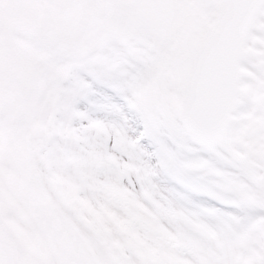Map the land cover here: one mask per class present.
I'll return each mask as SVG.
<instances>
[{"label":"snow or ice","instance_id":"6c2138e0","mask_svg":"<svg viewBox=\"0 0 264 264\" xmlns=\"http://www.w3.org/2000/svg\"><path fill=\"white\" fill-rule=\"evenodd\" d=\"M247 2L264 12V0ZM52 47L72 63L71 110L122 137L136 169L123 183L137 207L112 210L142 247L114 230L118 247L74 264H264V58L244 92L199 61L141 54L134 38Z\"/></svg>","mask_w":264,"mask_h":264},{"label":"rangeland","instance_id":"374dc122","mask_svg":"<svg viewBox=\"0 0 264 264\" xmlns=\"http://www.w3.org/2000/svg\"><path fill=\"white\" fill-rule=\"evenodd\" d=\"M50 1L54 0L47 2ZM168 2L166 8L155 7L154 3L145 6L140 0H122L115 4L110 2L105 9L91 16L72 9L58 13L47 10L40 22L37 7L31 1L0 0V25L20 32L26 30L27 34L32 29L37 30L36 37H40L44 44L42 66L47 78L58 70L60 64L66 66L67 72L72 67L71 61L61 62L55 58L53 44L57 45L60 53L67 52L71 55L86 46L124 44L134 38L140 45L137 51L141 54H147V49L158 56L175 58L183 50L181 58L190 60L195 44L217 20L219 2ZM68 3V0H62L61 4ZM172 4L175 5L173 9ZM150 13L155 19H146ZM167 34L168 45L162 50L160 43ZM1 44L0 33V71L4 58ZM261 53L264 54V12L259 11L253 17L244 39L245 57L240 82V89L244 92L249 91L246 81L255 76L253 69L259 70ZM70 71L63 75L60 85L50 86L49 133H36L39 145L37 148L31 147V156H35L34 162L41 171L36 172L27 164L26 172H23V161L18 158L10 159L9 163L19 180L40 179L47 186L50 185L57 194L55 200L65 205L69 215L81 223L85 235L92 243L95 259H99L112 248L118 247L119 242L113 239L114 230L127 233L130 245L142 247L135 233L112 210L115 206L125 210L137 207L130 190L131 181L129 180L127 187L123 183L135 174L136 169L126 158H121L125 149L122 137L100 122L89 123L86 118L82 122L71 110L67 102ZM30 110L28 105H22L14 115L31 116ZM0 177V210L18 263L59 264L51 243L6 182L1 170ZM63 229L67 230L63 226L62 232Z\"/></svg>","mask_w":264,"mask_h":264},{"label":"bare ground","instance_id":"6f19581e","mask_svg":"<svg viewBox=\"0 0 264 264\" xmlns=\"http://www.w3.org/2000/svg\"><path fill=\"white\" fill-rule=\"evenodd\" d=\"M29 1L37 7L40 22L43 21L47 10L58 13L72 9L74 12L91 16L105 9L110 3L109 0H104L94 5L87 0H68V4L62 5V0ZM215 2L218 4V0ZM168 3L167 0L164 3H154V6L166 8ZM152 4L144 3L145 6ZM174 6L172 4L171 8L173 9ZM0 33L1 53L4 56L0 71V155H3V158H0V166L3 175L51 243L59 264L96 260L89 237L80 232L70 220L68 225L71 234L69 231L65 234L59 228L57 220H64L67 214L52 201L45 183L40 179L19 180L9 163L10 159L18 158L23 161V172H26L27 164L36 172L41 171L30 155L31 147L36 145L35 140L29 137L26 130H38L43 135L49 133V89L51 85L61 83L62 76L66 73V66L60 64L59 72L57 70L47 78L43 73L44 44L40 37L31 38L17 29L12 30L3 25H0ZM168 36L167 34L162 38L160 43L162 50L168 45ZM180 53L181 55L178 53L175 58L182 57L184 51L181 50ZM21 104L29 106L31 116L22 114L21 117L18 116L13 120V117H16L14 110H17ZM70 237L72 239H68Z\"/></svg>","mask_w":264,"mask_h":264},{"label":"water","instance_id":"95a60500","mask_svg":"<svg viewBox=\"0 0 264 264\" xmlns=\"http://www.w3.org/2000/svg\"><path fill=\"white\" fill-rule=\"evenodd\" d=\"M257 10L247 0H220L218 23L211 26L196 45L191 61L204 63L220 76L239 82L242 37ZM0 253L6 264H17L1 215Z\"/></svg>","mask_w":264,"mask_h":264}]
</instances>
